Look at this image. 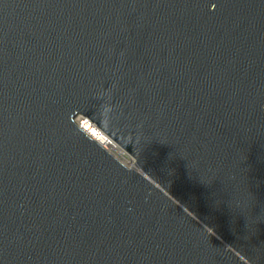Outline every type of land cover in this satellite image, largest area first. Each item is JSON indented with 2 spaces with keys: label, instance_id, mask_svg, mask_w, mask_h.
<instances>
[{
  "label": "water",
  "instance_id": "95a60500",
  "mask_svg": "<svg viewBox=\"0 0 264 264\" xmlns=\"http://www.w3.org/2000/svg\"><path fill=\"white\" fill-rule=\"evenodd\" d=\"M0 264H264V0H0Z\"/></svg>",
  "mask_w": 264,
  "mask_h": 264
},
{
  "label": "built area",
  "instance_id": "2783aa9c",
  "mask_svg": "<svg viewBox=\"0 0 264 264\" xmlns=\"http://www.w3.org/2000/svg\"><path fill=\"white\" fill-rule=\"evenodd\" d=\"M74 121L87 136L94 139L124 165L130 166L134 162L131 156L126 154L112 139L93 125L87 117L77 114L74 116Z\"/></svg>",
  "mask_w": 264,
  "mask_h": 264
},
{
  "label": "clouds",
  "instance_id": "9594fccd",
  "mask_svg": "<svg viewBox=\"0 0 264 264\" xmlns=\"http://www.w3.org/2000/svg\"><path fill=\"white\" fill-rule=\"evenodd\" d=\"M115 118V111L112 107V105H109L107 107V119L109 121V123H111V121Z\"/></svg>",
  "mask_w": 264,
  "mask_h": 264
}]
</instances>
